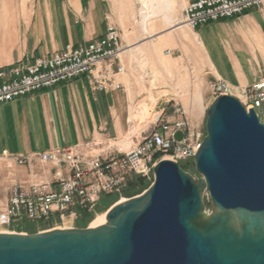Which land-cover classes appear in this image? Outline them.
Here are the masks:
<instances>
[{
	"label": "water",
	"instance_id": "1",
	"mask_svg": "<svg viewBox=\"0 0 264 264\" xmlns=\"http://www.w3.org/2000/svg\"><path fill=\"white\" fill-rule=\"evenodd\" d=\"M206 127L197 174L163 159L102 225L0 233V264H264V118L221 94Z\"/></svg>",
	"mask_w": 264,
	"mask_h": 264
},
{
	"label": "crops",
	"instance_id": "2",
	"mask_svg": "<svg viewBox=\"0 0 264 264\" xmlns=\"http://www.w3.org/2000/svg\"><path fill=\"white\" fill-rule=\"evenodd\" d=\"M111 6V0H0V68L26 56L55 52L68 43L78 45L101 37L107 30ZM263 6L189 32L176 31L170 45L185 54V61L201 70L207 68L212 78L234 86L251 84L264 76ZM119 30L127 47L123 53L127 68L121 77L123 89L93 91L88 78L80 76L0 105L1 198L17 182L55 177L56 168L51 164L44 166V171L39 163L20 166L13 155L84 142L98 143L97 150H102L105 147L101 143L126 140L130 102L138 79L130 71L132 47L143 45L157 33L140 38L137 31L128 36L125 27Z\"/></svg>",
	"mask_w": 264,
	"mask_h": 264
},
{
	"label": "built area",
	"instance_id": "3",
	"mask_svg": "<svg viewBox=\"0 0 264 264\" xmlns=\"http://www.w3.org/2000/svg\"><path fill=\"white\" fill-rule=\"evenodd\" d=\"M263 4L264 0H190L182 23L194 30L213 21L240 16ZM126 49L119 29L109 21L105 34L97 39L78 45L68 43L48 54L26 56L0 68V105L80 76L88 78L93 91L121 90V77L127 72L123 62ZM210 86L215 96L233 95L248 110L255 109L261 118L258 109L264 105V76L244 86H234L222 79ZM96 146L95 142H84L13 155L20 166L39 163L44 171V166L51 164L56 173L53 180L17 182L5 198L0 197V233L28 234L32 228L36 232L67 228L63 224L69 218L86 221L102 205L105 196H123L133 175H149L160 154L195 166L200 142L194 138L188 120H168L160 115L129 150L110 148L95 153ZM45 225L49 228L42 230Z\"/></svg>",
	"mask_w": 264,
	"mask_h": 264
},
{
	"label": "rangeland",
	"instance_id": "4",
	"mask_svg": "<svg viewBox=\"0 0 264 264\" xmlns=\"http://www.w3.org/2000/svg\"><path fill=\"white\" fill-rule=\"evenodd\" d=\"M189 1L174 0L172 17L176 23L182 26L184 25L182 23L184 9ZM111 3L112 9L108 10L110 13L107 15L110 16V19H107L108 23L111 21L118 29L125 27L127 29L125 33L128 36L129 34L132 36L137 31L140 38L149 37L148 34L143 33L140 26L139 0H111ZM112 17L118 19V23L111 20L113 19ZM176 28L172 29L161 17L155 18L151 21V30L157 33L156 36L154 38H147V41L143 45H140L143 51L138 53L137 58H134L131 54L130 61L132 67H130V71L138 79L135 85L136 88L134 89L135 93L132 95V102H130L129 133L125 140L128 141V148L124 147L122 143L111 141V143L104 145L101 143L102 148L105 147L102 150H97L99 148L97 145L94 150L95 153L105 152L109 147L129 150L142 135L147 133L150 124H153L156 120L146 125L147 119L141 118L143 108L140 105L144 101L147 102L149 111L153 115L160 113L163 118L168 120H176L178 118L188 120L191 124L194 138L200 144L203 141L207 134V110L217 97L210 84L218 79L212 78L207 68L201 70L195 63L185 61V54L180 49L171 47L170 42L173 40L172 36L176 31L185 30L189 32L192 30L185 25L181 27L182 29ZM130 30L134 31L130 33ZM206 76L210 77L206 79ZM258 112H260L263 120L264 105L262 109H258ZM167 156L168 154L157 156L156 165L161 158L169 159ZM187 170L193 174H197L194 165H191ZM154 180V168L147 176L133 175L123 192V196L107 195L103 198L102 205L99 206L97 211L88 220L73 221V219L69 218L64 222L63 226H91L97 215H106L107 210L120 201L121 198L127 199L141 194L151 186ZM48 228L49 225L41 226L42 230Z\"/></svg>",
	"mask_w": 264,
	"mask_h": 264
},
{
	"label": "bare ground",
	"instance_id": "5",
	"mask_svg": "<svg viewBox=\"0 0 264 264\" xmlns=\"http://www.w3.org/2000/svg\"><path fill=\"white\" fill-rule=\"evenodd\" d=\"M139 1H140L139 13H140V17H141V21H140L141 25L140 26H141L143 33L148 34L149 37H151L155 34L151 30V21L154 20L155 18H158V17H161L167 25L171 26L172 29H175V27L181 28L184 26V25L182 26V25L176 23L174 18L172 17V13L174 11V0H139ZM142 51H143V48L140 45L136 44L134 47H132L131 54L134 56V58H137L138 53L142 52ZM221 94H224V93H217V96L221 95ZM140 106H142V108H143L141 118L147 119L146 125L148 123H151V122L157 120L158 117L160 116V113H156L155 115H153L151 113V111H149V107H148L147 102H145V101L142 102V104ZM127 143H128V141H123L122 145H124V147L128 148ZM162 159H164V158L159 159V162ZM123 200H126V198ZM104 223H106V215L105 214L104 215H97L95 217V219L93 220L91 227H96V226L102 225Z\"/></svg>",
	"mask_w": 264,
	"mask_h": 264
},
{
	"label": "trees",
	"instance_id": "6",
	"mask_svg": "<svg viewBox=\"0 0 264 264\" xmlns=\"http://www.w3.org/2000/svg\"><path fill=\"white\" fill-rule=\"evenodd\" d=\"M182 166H183L184 169H189L191 165H189L187 163H184V164H182ZM207 203L210 204L209 201H207ZM30 231L31 232H36V229L32 228V229H30Z\"/></svg>",
	"mask_w": 264,
	"mask_h": 264
}]
</instances>
